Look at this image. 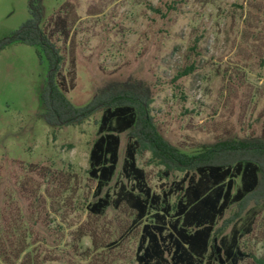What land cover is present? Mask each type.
<instances>
[{
  "label": "rangeland",
  "instance_id": "374dc122",
  "mask_svg": "<svg viewBox=\"0 0 264 264\" xmlns=\"http://www.w3.org/2000/svg\"><path fill=\"white\" fill-rule=\"evenodd\" d=\"M43 5V25L64 56L63 88L74 104L112 83L139 81L150 88L159 131L186 152L222 139L264 138V0ZM29 16L28 0H0V39ZM190 64L193 70L177 77ZM46 75L36 46L13 42L0 50V264H137L142 224L151 216L134 223L135 210L125 202L99 214L89 209L97 198L89 155L101 111L77 125H48L40 116ZM128 138L121 134L120 161L105 188L112 198L125 181ZM137 160L156 192L183 175L166 176L149 151ZM234 224L250 254L240 264H257L264 259V198L234 204L218 221L223 233Z\"/></svg>",
  "mask_w": 264,
  "mask_h": 264
},
{
  "label": "trees",
  "instance_id": "16d2710c",
  "mask_svg": "<svg viewBox=\"0 0 264 264\" xmlns=\"http://www.w3.org/2000/svg\"><path fill=\"white\" fill-rule=\"evenodd\" d=\"M173 7L175 4H168V9ZM28 8L29 18L0 39V50L22 42L36 46L46 60L40 116L48 125L58 127L80 124L101 111L89 155V173L97 180V198L90 211L103 213L110 205L125 202L135 210L134 223L151 216L142 224L137 264H240L250 255L240 246L243 231L234 224L230 233H223L218 221L234 204L264 198V138L222 139L186 152L159 131L151 114L150 88L139 81L112 83L86 104H74L63 88L64 56L43 25V0H28ZM193 68L194 64L187 65L177 77ZM123 132L129 134L122 162L125 181L119 183L112 198L105 188L120 161ZM143 151H149L151 159L164 167L166 176L179 171L182 177L161 193L154 191L138 164V154ZM173 193L178 198L172 203ZM23 251L20 249L17 257ZM256 261L264 264L262 258Z\"/></svg>",
  "mask_w": 264,
  "mask_h": 264
}]
</instances>
